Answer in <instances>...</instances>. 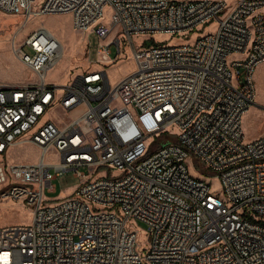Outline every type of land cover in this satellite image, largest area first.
<instances>
[{
  "label": "built area",
  "instance_id": "2783aa9c",
  "mask_svg": "<svg viewBox=\"0 0 264 264\" xmlns=\"http://www.w3.org/2000/svg\"><path fill=\"white\" fill-rule=\"evenodd\" d=\"M37 1L0 0V11L22 17L19 30L71 13L76 29L99 37V62L114 61L124 35L137 67L115 85L106 70L59 85L48 81L64 51L55 34L42 24L14 37L34 79L0 82V197L24 200L33 216L0 228V264H264V136L246 140L243 128L264 62V0ZM213 20L216 31L190 43L153 39ZM135 35L151 37L136 45ZM22 144L39 150L37 161H9ZM191 158L216 174L219 194L190 173ZM102 167L110 173L95 177ZM69 171L78 187L48 198Z\"/></svg>",
  "mask_w": 264,
  "mask_h": 264
},
{
  "label": "rangeland",
  "instance_id": "374dc122",
  "mask_svg": "<svg viewBox=\"0 0 264 264\" xmlns=\"http://www.w3.org/2000/svg\"><path fill=\"white\" fill-rule=\"evenodd\" d=\"M236 0H229L234 4ZM45 0H38L35 8H39ZM112 11L109 7L105 9V19L109 20ZM22 17L5 15L0 11V82L23 83L34 79L31 71L13 54L12 43L14 37L17 43L26 37L32 30L39 25H45L62 42L64 46V56L62 60L49 71L48 81L65 85L72 78L85 71L106 70L112 85L118 83L121 79L132 74L136 70V60L133 56L132 45L128 37L120 35L121 52L118 53L117 45L111 46V57H115L113 62H99L97 47L100 39L95 34H89L83 30H78L73 25L71 13L45 14L33 18L28 26L21 30L23 25ZM217 21L213 20L199 26L191 33L173 35L167 33L153 34V39L161 44H179L190 43L207 33L215 32ZM151 35H135L136 45H142L146 38ZM153 43L148 40L147 44ZM24 50L32 54L30 47L25 46ZM257 97L256 102L243 118V128L246 140H252L264 136V62L259 64L254 72ZM58 115L66 117L64 112H58ZM171 134L176 133V128L170 130ZM39 150L31 144H22L14 147L10 152V162H35L38 159ZM189 171L192 175H201L212 186V192L219 194L221 187L219 178L216 174L208 171L200 162L191 158L187 161ZM82 170L87 175H91L88 167ZM116 175L119 172L114 171ZM110 173V169L102 167L96 170L95 177ZM81 179L74 176L73 171H69L57 176L53 183L56 184V192H46L50 199H62L70 196L80 184ZM7 185H0V190ZM33 210L24 200L16 201L0 197V228L8 225L30 224L32 222ZM138 243L141 247L147 246L148 235L146 226L143 223L138 224Z\"/></svg>",
  "mask_w": 264,
  "mask_h": 264
},
{
  "label": "bare ground",
  "instance_id": "6f19581e",
  "mask_svg": "<svg viewBox=\"0 0 264 264\" xmlns=\"http://www.w3.org/2000/svg\"><path fill=\"white\" fill-rule=\"evenodd\" d=\"M51 32H52V31H51ZM55 36H56V35H55ZM56 37H57V36H56ZM57 38H58V37H57ZM58 39H59V38H58ZM59 40H60V39H59ZM60 42H61V41H60ZM61 43H62V42H61ZM62 45H63V44H62ZM63 48H64V46H63ZM63 54H64V51H63ZM63 56H64V55H63ZM62 58H63V57H62ZM61 60H62V59H61ZM247 112H248V111H247ZM247 112H246V113H247ZM246 113H245V114H246Z\"/></svg>",
  "mask_w": 264,
  "mask_h": 264
}]
</instances>
